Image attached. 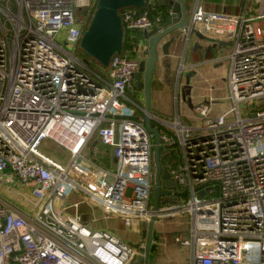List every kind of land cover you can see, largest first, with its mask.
<instances>
[{
    "label": "built area",
    "instance_id": "built-area-1",
    "mask_svg": "<svg viewBox=\"0 0 264 264\" xmlns=\"http://www.w3.org/2000/svg\"><path fill=\"white\" fill-rule=\"evenodd\" d=\"M96 1L0 0V264H133L144 247L154 142L133 74L146 42L133 38L106 67L78 56ZM156 4L122 8L123 32L159 31ZM188 14L185 41L196 30L228 46L212 63H226L229 107L213 114L211 98L197 103L196 125L156 117L173 184L162 188L179 200L157 215L187 214L173 236L185 264H264V0H239L236 13L194 0ZM92 137L114 147L115 168L90 158ZM43 141L65 147L67 160L42 152ZM83 205L137 239L91 227Z\"/></svg>",
    "mask_w": 264,
    "mask_h": 264
},
{
    "label": "water",
    "instance_id": "water-1",
    "mask_svg": "<svg viewBox=\"0 0 264 264\" xmlns=\"http://www.w3.org/2000/svg\"><path fill=\"white\" fill-rule=\"evenodd\" d=\"M157 4L170 9L169 18L161 23V29L155 33H147L143 31L144 40L146 42L147 55L144 59L139 60L137 68L133 74L134 88L142 93V114L140 115L143 125L153 137V179L154 185L152 189V206L151 216L145 228L141 230V237L145 240L144 247L139 250L142 256L137 257V261L133 264H149L151 255L157 253V242L159 241V233L154 229V223L158 217L157 211L160 204V196L168 194V190L162 188L163 181V161L161 152L164 144L161 140L159 128L153 126L156 122V116L152 113L151 106V82L154 75L155 63L158 58L157 44L158 42L170 35V33L181 30L188 23V9L186 8V0H156ZM146 0H97L95 7L90 15L88 25L81 34L79 47L82 52L89 58L95 60L101 66L106 67L110 59L121 52L123 45V27L119 11L125 7H144ZM194 34L201 41H212L208 36L192 30L189 32L188 43L191 35ZM174 38L171 36L165 43L161 45L163 54L168 55V47ZM181 69V68H179ZM180 71V70H179ZM193 75V71L185 73V83L189 84V78ZM163 178V179H162ZM172 186L171 181H167ZM183 196L185 193H178ZM202 194V191L199 192Z\"/></svg>",
    "mask_w": 264,
    "mask_h": 264
},
{
    "label": "crops",
    "instance_id": "crops-1",
    "mask_svg": "<svg viewBox=\"0 0 264 264\" xmlns=\"http://www.w3.org/2000/svg\"><path fill=\"white\" fill-rule=\"evenodd\" d=\"M188 1L187 12L189 13L193 7L194 0ZM200 4L204 10H225L228 13H236L238 11L239 0L236 2L233 10L231 11H229L227 3L224 1L200 0ZM171 36L174 40L168 47V55H165L161 51V45L170 39ZM143 38L144 36L138 40H142ZM227 48L228 46L226 43L222 44L213 41H201L197 39L194 34L191 35L186 45L180 30L174 31L170 33V35L161 39L157 44L158 58L155 63V71L150 87L153 115L171 120L176 114H178V117H182L181 119L185 124H198V117L196 113H194L193 109L192 111H188L185 105H183L179 110V105L176 104L174 99V93L177 92L178 82L185 83V73L189 71H193V75L189 78V87H191L190 99L193 103L192 105L195 106L197 103L211 98L213 101L212 105H214L213 114H220L224 112L229 107L227 100L228 89L225 82V75L227 71L226 63L220 62L214 64L212 61L215 58L222 56ZM138 95L139 99L142 101L141 91H138ZM219 100L222 102L225 101L227 106L224 107L222 102H218ZM24 190L25 189L20 187V191ZM25 194L26 193H24V195ZM81 207L83 210L85 209L84 205ZM23 210L25 212L29 211L27 208H24ZM90 210L89 215H92L94 219L102 217L105 218L103 216V212L99 208H91ZM117 221L119 226L120 222L119 220ZM105 222L106 225L103 226V228L109 229L120 238L122 237L115 232L116 227L113 229L109 226V221ZM120 231L123 233L125 232L122 227ZM124 239L127 240L126 238ZM157 243L159 245V241ZM157 251L159 254V247Z\"/></svg>",
    "mask_w": 264,
    "mask_h": 264
},
{
    "label": "rangeland",
    "instance_id": "rangeland-1",
    "mask_svg": "<svg viewBox=\"0 0 264 264\" xmlns=\"http://www.w3.org/2000/svg\"><path fill=\"white\" fill-rule=\"evenodd\" d=\"M202 1V0H201ZM220 2H226L229 8V11L233 10L236 2L238 0H219ZM236 10V9H235ZM83 16V13L79 14V17L81 18ZM78 56L84 57L86 59H89L80 48L77 49ZM92 61V60H91ZM93 62V61H92ZM190 90L191 87H189V84L186 83H179L177 85V99L176 104L180 107L185 105L188 111H192L194 108V105H192V101L190 99ZM219 103L222 101L219 100ZM224 104V107L227 106L225 104L226 102H222ZM182 117H179L180 122L184 123L181 119ZM87 153L90 156L91 159H93L95 162H98L99 164H102L105 167L108 168H115L116 167V160H115V149L114 147H111L107 144L102 143L99 141L96 137H92V139L89 140L87 143ZM40 150L47 153L49 156H51L54 160L60 163H64L67 160L68 157V151L65 147H61L59 144L47 141L44 143V141L40 144ZM163 161V181H170V175L169 170L166 165V161ZM15 190H19L18 184H13V187ZM14 195V194H12ZM160 204L159 207L166 209H174L178 204L179 200L176 195H162L160 196ZM33 200L32 198H27L24 202L25 208L29 210V208L33 207V204L31 203ZM61 201L56 200L54 203V207H59L61 205ZM90 212V211H89ZM89 212L86 213L84 216L87 218L86 223H90L93 220L92 215H89ZM94 221V220H93ZM92 221V222H93ZM187 222H188V216L184 212L176 211L173 213H168V215L164 216H158L155 223H154V229L156 233H159V245L157 243V250L159 247V254L155 253L154 255L150 256L149 264H185L186 258L188 257L187 252L180 251L178 246L173 241V236L177 232H184L187 228ZM135 227H138V223L134 224ZM121 225L118 223L116 224L115 232L117 233L118 229L121 230ZM158 252V251H157ZM142 256L140 254L139 258ZM137 261V260H136Z\"/></svg>",
    "mask_w": 264,
    "mask_h": 264
},
{
    "label": "trees",
    "instance_id": "trees-1",
    "mask_svg": "<svg viewBox=\"0 0 264 264\" xmlns=\"http://www.w3.org/2000/svg\"><path fill=\"white\" fill-rule=\"evenodd\" d=\"M188 0H186V8L188 7ZM149 9V8H148ZM154 13H159V15H161V23L165 20H167L169 18V15H168V12H167V8L166 7H163V6H160L158 4H156L155 8L154 9H149V15L151 16V14H154ZM124 34V38H123V45H122V49H125L127 47V45L130 43V40H132L133 38L134 39H139V38H142L144 34H142V32H140L139 30H133V32H128V31H124L123 32ZM139 103L142 105V101L139 100ZM153 126H157L159 128V130H161V125L154 122L152 123ZM162 159V158H161ZM85 209L83 210V208L81 209L80 208V212L82 213V217L84 219L85 222H87V218L84 216L86 213H88L89 211H91L89 209L88 206L84 205ZM105 221H109V226L111 228H115L116 227V224L118 223V221L114 218H97L95 219L93 222L91 221L90 222V226H92L93 228H103V226L106 225V222ZM117 233L124 238H126L128 241H131V240H136L137 239V235L135 234H128L126 232H122L120 230L117 231Z\"/></svg>",
    "mask_w": 264,
    "mask_h": 264
}]
</instances>
